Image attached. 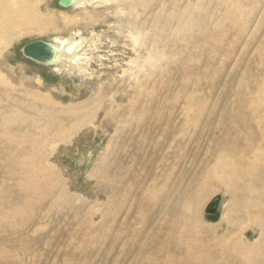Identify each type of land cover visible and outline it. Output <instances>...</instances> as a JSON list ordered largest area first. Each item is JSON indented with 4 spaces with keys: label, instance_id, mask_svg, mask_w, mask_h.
<instances>
[{
    "label": "bare ground",
    "instance_id": "1",
    "mask_svg": "<svg viewBox=\"0 0 264 264\" xmlns=\"http://www.w3.org/2000/svg\"><path fill=\"white\" fill-rule=\"evenodd\" d=\"M41 1L0 0V57L17 33L31 26H42L37 14ZM113 1L116 0H105V3ZM208 1L129 0L128 11L136 24L129 28L126 37H130V48L137 55L130 60L123 76L128 75L124 95L131 92L132 100L127 118L117 120L119 126L111 149L109 169L105 165L98 176L99 184L108 189V196L112 199L108 219L103 222V230L99 233L104 238L102 247L116 252L117 261L123 264H264V244L255 253L243 252L242 258L236 253H226L223 248L220 249L222 254L218 255V244L206 245L198 235L200 231L197 233L192 226V208L187 205L198 192V187L204 186L214 176L231 173L237 183L244 185L246 211L251 216L249 218H254L261 227L260 243H263L264 45L259 54L261 62L256 64L255 89L239 88L234 99L225 105L217 102L213 107L208 104L216 83L214 78L208 79L212 71L191 69L177 77L164 72L162 60L156 57H149L146 61L142 56L144 62L139 64L141 55L138 47H142V53L158 50L155 46L146 48L144 40L141 44L143 30L149 27L143 20L145 14H164L168 21V40L179 37L190 43L195 30L191 25L192 13L201 12ZM90 3V0H75L71 6L60 7L79 9ZM247 4L240 0H226L222 13L228 18L239 15L246 27L251 14L246 9ZM263 23L259 21L260 25ZM261 29L262 26L258 25L252 42ZM73 33L77 37L80 35V32ZM243 33L244 28L236 33L237 37ZM225 34L221 41L227 39ZM69 37L46 41L55 49L52 63L35 62L52 67L59 73L66 71L82 75L88 72L89 62L106 59L107 55L100 53L103 49L97 44L101 37L97 36V43L83 35L76 39ZM3 83L0 79V85ZM11 95L5 88H0V264H16L20 260L14 252L15 243L8 242L13 237L9 231L15 234L27 225L44 223L42 232H45L48 228L45 223L52 216L53 223L56 219L64 225L69 222L76 225L72 232L74 240L82 235L96 234L93 230L86 232L80 223L81 213L73 203L77 205L79 201L84 211L86 207L71 193L72 189L60 190L56 195L50 184L41 179L40 166L44 161L50 162L53 155V150L44 152L60 141L71 139L82 127L71 128L75 131L70 136L57 137L65 120L75 118L73 108L51 104L42 95L34 97V103H28L20 95L19 99ZM116 99L112 98L111 106L125 98ZM80 120L86 118L76 119L75 124ZM216 128L221 129L217 137L213 135ZM40 129L45 135L38 140L40 136L36 135L41 133ZM5 241L6 246L3 244ZM87 243L84 246L81 243V251L97 248L95 242ZM68 258L64 256L59 264L68 263ZM30 260L43 264L42 257L37 259L34 256Z\"/></svg>",
    "mask_w": 264,
    "mask_h": 264
},
{
    "label": "rangeland",
    "instance_id": "2",
    "mask_svg": "<svg viewBox=\"0 0 264 264\" xmlns=\"http://www.w3.org/2000/svg\"><path fill=\"white\" fill-rule=\"evenodd\" d=\"M58 1L39 2L37 14L43 23L42 26H31L28 30L17 33L2 52L0 79L4 83L0 88H5L16 99H19L20 95V98L28 103H34V97L42 95L41 97H46L51 104L73 108L71 112L75 113V118L65 120L57 137L70 136L74 129L82 127L71 136V139L60 141L44 152L53 150V155L50 162L44 161L40 166L43 173L41 179L50 184L53 194L60 190L72 189L71 193L80 198L82 206L86 207L84 211L79 201L76 202L77 205L73 203L74 208L79 209L78 212L81 213L80 223L86 232L93 230L98 236L86 234L74 240L72 232L76 225L72 222L64 225L56 219H54L56 223H53L52 216V219L45 223L48 227L45 232H42L44 223H34L17 230L15 234L9 231L13 237L10 241L5 239L12 245L15 243L14 252L20 259L16 264H35L34 261H29L34 256H37V259L42 257L43 264H59L64 256H68V261L70 260L68 263L65 261V264H123L117 261L116 252L102 247L104 238L99 233L103 230L101 228L103 222L108 219L110 212L108 208L112 204V199L108 196V189L99 184L98 176L105 165L106 169H109L110 157L113 154L111 149L115 144L116 129L119 126L117 120L127 118V110L132 100L131 92L124 95L127 87L125 79L126 77L128 79V75L123 76V71L137 55L130 48V37H126L129 28L134 27L136 23L134 24L135 21L128 11L129 0H116L117 2L112 3H105V0H90V5L85 8L68 10L61 8ZM219 1L221 3L218 0H209L204 5L202 13H192L191 25L195 30L190 43L179 37H170L168 40V21L164 14H145L143 20L149 27L143 30L141 44L144 40L146 48L151 49L155 46L158 50L152 49L142 53V47L137 48L141 55L139 64H143V57L146 61L149 57L153 59L156 57L162 60L164 72L177 77L191 69L194 71L206 68L212 71L208 79L211 81L210 79L214 78L216 83L210 92L208 100L210 107L216 106L217 102L225 105L228 100L234 99V93L238 92L239 88L255 87L256 64L261 62L260 49L264 45V0H249L248 4L240 0L247 4L246 9L251 13L250 23L246 27L243 26L239 15L225 17L223 13L226 0ZM259 21L263 25H260ZM258 25L262 26V29L252 42V38L255 37L253 33ZM243 28V35L237 37L236 33H239V30L243 31ZM75 31L80 32L78 37L83 35L89 41L95 40L96 43L98 37H101L97 44L103 49L100 53L107 55L103 61L99 59L89 62L88 72L82 74L83 76L76 72H73V75L66 71L59 73L52 67L39 64L23 55L22 49L28 43L37 40L51 41L67 35H70L68 39L73 36L76 39L78 37L73 33ZM225 32L227 39L221 41ZM121 96L125 98L123 102L110 105L112 98ZM80 118L86 120H80L75 124V120ZM38 131L41 135L38 134L36 137L40 136L38 140H41L45 132L43 129ZM220 134L221 129L216 128L213 135L217 137ZM26 148L28 149V146ZM230 174L226 173L225 176L220 174L209 179L204 186L197 188L198 192L187 205L192 208L190 211L192 226L196 228L197 233L200 231L198 235L205 240L206 245L217 243L218 255L222 254L220 249L223 248L226 253H236L242 258L244 253H255V250L264 244V239L263 243H260L261 227L256 224L254 218H249L251 216L246 211L247 199L242 191L244 185L237 183ZM218 198L220 199L217 212L212 213L214 207L210 205ZM208 209L210 213L207 212ZM80 241L83 246L88 245V241L89 243L93 241L97 248L81 251ZM3 244L6 246V241ZM49 245L50 247H46ZM213 252L215 253V250Z\"/></svg>",
    "mask_w": 264,
    "mask_h": 264
},
{
    "label": "water",
    "instance_id": "3",
    "mask_svg": "<svg viewBox=\"0 0 264 264\" xmlns=\"http://www.w3.org/2000/svg\"><path fill=\"white\" fill-rule=\"evenodd\" d=\"M75 3V0H59V5L63 7L71 6ZM23 55L27 58H30L34 61L43 64H50L54 61L55 58V49L54 46L44 40H37L31 43L26 44L22 49ZM220 198L216 199L213 202L212 213H216L217 204ZM210 213V210H207Z\"/></svg>",
    "mask_w": 264,
    "mask_h": 264
}]
</instances>
